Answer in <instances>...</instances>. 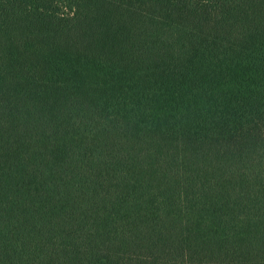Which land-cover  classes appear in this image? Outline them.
Here are the masks:
<instances>
[{
    "label": "trees",
    "instance_id": "obj_1",
    "mask_svg": "<svg viewBox=\"0 0 264 264\" xmlns=\"http://www.w3.org/2000/svg\"><path fill=\"white\" fill-rule=\"evenodd\" d=\"M0 264H264V0H0Z\"/></svg>",
    "mask_w": 264,
    "mask_h": 264
}]
</instances>
